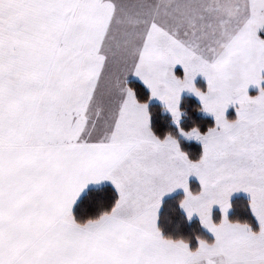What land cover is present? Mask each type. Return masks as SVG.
<instances>
[{
	"label": "snow or ice",
	"instance_id": "6c2138e0",
	"mask_svg": "<svg viewBox=\"0 0 264 264\" xmlns=\"http://www.w3.org/2000/svg\"><path fill=\"white\" fill-rule=\"evenodd\" d=\"M0 264H264V0H0Z\"/></svg>",
	"mask_w": 264,
	"mask_h": 264
},
{
	"label": "trees",
	"instance_id": "16d2710c",
	"mask_svg": "<svg viewBox=\"0 0 264 264\" xmlns=\"http://www.w3.org/2000/svg\"><path fill=\"white\" fill-rule=\"evenodd\" d=\"M189 103L193 104V106H195V104L190 100Z\"/></svg>",
	"mask_w": 264,
	"mask_h": 264
},
{
	"label": "crops",
	"instance_id": "0c3cea01",
	"mask_svg": "<svg viewBox=\"0 0 264 264\" xmlns=\"http://www.w3.org/2000/svg\"><path fill=\"white\" fill-rule=\"evenodd\" d=\"M179 67V66H178Z\"/></svg>",
	"mask_w": 264,
	"mask_h": 264
}]
</instances>
